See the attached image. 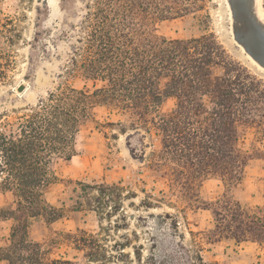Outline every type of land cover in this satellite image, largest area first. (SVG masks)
I'll return each instance as SVG.
<instances>
[{
	"label": "rangeland",
	"instance_id": "obj_1",
	"mask_svg": "<svg viewBox=\"0 0 264 264\" xmlns=\"http://www.w3.org/2000/svg\"><path fill=\"white\" fill-rule=\"evenodd\" d=\"M197 3L203 10L159 22L155 35L172 40L211 32L233 60L264 81V0ZM88 4L91 0H0V123L30 114L59 86L92 91L91 82L68 75L71 59L78 62L82 53L77 50L83 47ZM22 83L27 90L18 95ZM173 106L167 99L159 112ZM128 120L95 108L75 138L74 155L53 165L57 180L43 197L59 218L27 220V240L41 252L4 251L12 244L13 195L0 184V264H198L196 236L213 226L208 204L227 195L244 208L264 206V136L254 130L244 136L241 146L253 157L239 183L226 187L218 179L205 180L201 204L187 207L171 197L177 193L169 191L167 177L149 168L161 141L156 130L133 129ZM79 183L117 189L98 201L96 192L87 198ZM93 242L101 247L97 262L86 257ZM200 255L205 264H264V245L221 240L204 243Z\"/></svg>",
	"mask_w": 264,
	"mask_h": 264
},
{
	"label": "trees",
	"instance_id": "obj_2",
	"mask_svg": "<svg viewBox=\"0 0 264 264\" xmlns=\"http://www.w3.org/2000/svg\"><path fill=\"white\" fill-rule=\"evenodd\" d=\"M197 2L91 0L86 6L83 47L77 50L82 53L78 62L71 59L68 75L91 82L92 91L59 86L30 114L0 123V184L13 195L12 244L5 252H41L27 240V220L59 218L44 190L57 180L55 162L74 155L80 127L97 107L127 116L133 129L156 130L161 141L151 152L149 168L167 177L176 202L199 207L198 193L208 179L226 187L241 181L253 157L241 146L244 136L248 130L264 136V81L233 60L211 32L172 40L155 35L159 22L203 10ZM167 99L174 106L160 113ZM79 185L87 198L96 192L98 201L117 189ZM206 209L213 226L196 236L198 264H205L200 255L204 243L230 239L264 245V206L244 208L223 195ZM93 245L86 257L97 262L101 247Z\"/></svg>",
	"mask_w": 264,
	"mask_h": 264
},
{
	"label": "water",
	"instance_id": "obj_3",
	"mask_svg": "<svg viewBox=\"0 0 264 264\" xmlns=\"http://www.w3.org/2000/svg\"><path fill=\"white\" fill-rule=\"evenodd\" d=\"M237 43H238V44L244 49V47H243L242 44H240L238 41H237ZM249 56H250L254 61H256V59H255L252 55L249 54ZM26 88H27V87H26V84L22 83V84L18 85V87L16 88V93H17V94H22V93L25 91Z\"/></svg>",
	"mask_w": 264,
	"mask_h": 264
},
{
	"label": "bare ground",
	"instance_id": "obj_4",
	"mask_svg": "<svg viewBox=\"0 0 264 264\" xmlns=\"http://www.w3.org/2000/svg\"><path fill=\"white\" fill-rule=\"evenodd\" d=\"M261 22H262V21H261ZM249 57H250V56H249ZM251 59H252V58H251ZM26 90H27V88L25 89V91H26ZM25 91H24V92H25ZM24 92H23V93H24ZM23 93H22V94H23ZM18 95H21V94H18Z\"/></svg>",
	"mask_w": 264,
	"mask_h": 264
}]
</instances>
